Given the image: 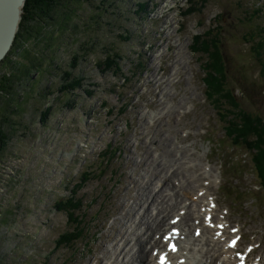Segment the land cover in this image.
I'll list each match as a JSON object with an SVG mask.
<instances>
[{"label": "rangeland", "instance_id": "obj_1", "mask_svg": "<svg viewBox=\"0 0 264 264\" xmlns=\"http://www.w3.org/2000/svg\"><path fill=\"white\" fill-rule=\"evenodd\" d=\"M68 5L71 19L54 27L58 46L42 52L33 78L16 84L17 112L0 100V116L10 118L0 152V264H102L126 225L150 212L144 186L179 166V177L211 187L229 222L226 240L240 227L238 254L264 264L256 150L229 134L230 113L249 118L250 136L264 145V0ZM27 47L37 55L34 40ZM208 78L214 99L206 96ZM249 134L243 142L252 145ZM260 159L264 165V153ZM204 165L214 179L200 175ZM61 200L80 204L73 219ZM70 222L82 235L58 247Z\"/></svg>", "mask_w": 264, "mask_h": 264}, {"label": "bare ground", "instance_id": "obj_2", "mask_svg": "<svg viewBox=\"0 0 264 264\" xmlns=\"http://www.w3.org/2000/svg\"><path fill=\"white\" fill-rule=\"evenodd\" d=\"M179 167L170 175L160 176L163 186L157 184L159 181L153 187L144 186L141 194L152 198L150 212L144 208V215L136 216L131 225H126L122 243L113 251L118 256L114 258L110 252L102 264H238L240 261L246 264L245 256L237 254L238 247L230 246L234 237L226 240L224 231L229 222L216 208L211 187L179 177ZM202 169L200 175L214 179L211 166L204 165ZM171 183H175L172 188ZM220 224H224L222 229ZM232 230L241 233L238 226ZM171 244L177 249L170 248Z\"/></svg>", "mask_w": 264, "mask_h": 264}, {"label": "trees", "instance_id": "obj_3", "mask_svg": "<svg viewBox=\"0 0 264 264\" xmlns=\"http://www.w3.org/2000/svg\"><path fill=\"white\" fill-rule=\"evenodd\" d=\"M72 1L74 0H26L23 9L22 20L20 22L19 30L17 32L12 49L9 51L8 55L4 58V60L0 63V68L3 66L5 68L0 75V100L5 99L4 109H8V111L17 112V107L12 104V99L15 96L13 93L16 91V84L21 83V81L24 79L30 80V78H33L31 72L33 71V69H37V66L41 64L44 60V53L42 52H45V50L46 52L51 50L54 51L55 47L58 46V41L55 37L54 27L57 25V27H62L71 19L73 11L72 8L69 7L68 3L70 4ZM60 6H64L65 8L59 12L58 9ZM41 39L45 40V44H40L39 40ZM29 40H34V43L39 48L37 55L35 56L31 55L30 50L27 47V43ZM14 54L18 56L21 55V57L25 58L28 63H21L19 62V60L14 59ZM53 56L54 54L51 57ZM262 65H264V62H262ZM205 69L207 68H204V70ZM207 73L209 72L207 71ZM67 74L68 72H66V77H63V79H66L64 81H68L69 75ZM209 80L210 79L208 78V83L210 82ZM211 86L212 84L210 82L209 86L207 85L206 88V96L209 99H214L213 95H218L219 92L214 91L213 94V86ZM215 102L213 103V105L216 104ZM217 108L223 110L226 107H223L222 105H217ZM2 116H0V152L4 150V147L10 138V132L8 129V123L10 121V118L6 120L4 114H2ZM229 117L234 119V121L229 127V129L233 128L232 130L234 133L229 134H232L233 136L237 135L239 137V143L237 142V144L240 147H247V150L250 151H253L252 149L256 150L257 154L254 151V154L252 155L253 157H256L254 158L255 160H253L255 164L254 167L256 168V172L259 174V179H261L263 183L261 184V188H264V165L261 163L260 159V154L264 153V145L261 141H259L258 136H250L251 134H249V129L252 128L254 130L255 125L251 123L249 118L247 120H244L243 118L242 120L237 115H233L232 113H230ZM237 120L242 121L238 122ZM243 130L246 132L244 133ZM229 134L227 135L229 136ZM248 134L249 137H254L251 138L252 140L255 139V141L252 142V145L249 144V140L243 142V139L248 136ZM62 204V206L60 205L62 207L61 210H63L67 214L70 220L74 218V210L80 209V204L77 202L73 204L70 203V205H67L69 203L63 201ZM76 216L77 215L75 214V217ZM70 227L71 228L69 230L68 236L63 237L62 241H60L61 243L59 242L58 247H60L61 244H65V247L67 248V246H70L69 243L72 242L76 237H81L82 233L80 234V228L78 224L73 225L70 222Z\"/></svg>", "mask_w": 264, "mask_h": 264}, {"label": "water", "instance_id": "obj_4", "mask_svg": "<svg viewBox=\"0 0 264 264\" xmlns=\"http://www.w3.org/2000/svg\"><path fill=\"white\" fill-rule=\"evenodd\" d=\"M26 0H0V62L12 48Z\"/></svg>", "mask_w": 264, "mask_h": 264}, {"label": "snow or ice", "instance_id": "obj_5", "mask_svg": "<svg viewBox=\"0 0 264 264\" xmlns=\"http://www.w3.org/2000/svg\"><path fill=\"white\" fill-rule=\"evenodd\" d=\"M233 246H235V241H233ZM173 247V250H175V245L172 246ZM163 264V262H162Z\"/></svg>", "mask_w": 264, "mask_h": 264}]
</instances>
